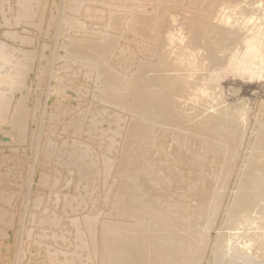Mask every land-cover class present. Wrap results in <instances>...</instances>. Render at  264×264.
<instances>
[{"label": "rangeland", "instance_id": "374dc122", "mask_svg": "<svg viewBox=\"0 0 264 264\" xmlns=\"http://www.w3.org/2000/svg\"><path fill=\"white\" fill-rule=\"evenodd\" d=\"M25 1L0 0V47L1 50L3 49V51L0 50V60L3 58L2 61H0V94L2 96L3 93L7 94H4V99L1 98L2 96L0 95V99L5 101L4 104V102L0 100V114L3 113V108L5 114L8 115L3 114L4 117L0 115V118L3 117L2 120L0 119V121H2L0 122V135L1 137L3 135L7 137L5 140L0 139V264H19V262L21 264H44L46 260L48 262H45L46 264H112L105 261V258L103 260L97 242L96 246L90 244V242H87L89 245L85 243L81 246L87 234L84 230L82 231L81 228H79L82 227L83 229V226L78 220L87 215L93 216V218L95 216V219L97 216V218L102 217V219L105 218L104 220L106 221L114 218L112 212L115 214L116 212L114 211L116 209L113 210L111 207L113 204L117 203V201H113L111 197L112 191H114L113 186L116 182L113 167L116 157L120 154L119 149L123 142V134H126L124 132H126L128 124L130 125V123L141 121L138 120L139 118H134V113L137 114L139 111V104H141L140 100L148 94V90L151 91L153 96H156L159 103L168 105L167 102L171 97L170 94L172 90L170 89V84L167 83L165 65L170 63V60H175V58L177 62L185 60L186 51L184 50L181 53L176 51L179 38L181 37L180 35L183 32L188 34L185 30L189 27H191L193 34L194 28L192 27L203 24L204 21L200 16L207 12L206 10H208L209 4L205 5V0H187L188 2L186 0H182V2L181 0H173L174 2L172 0H167V3L166 0H98L100 3L95 0H92V3L91 0H88L90 3L87 0H80L83 5L78 18H80L83 23L85 20H88L85 21L87 31L85 33L76 31L73 35L71 33V36L75 37L72 45L75 44V49L73 50L76 51L72 52L73 50L70 49V51L67 49L63 52L61 51V23L63 17L67 15V4L73 0ZM171 1L172 3H169ZM199 1L200 4H198ZM215 1L218 2V0H210L209 2L213 5ZM85 3L88 6H86ZM228 4L230 10H239L237 11L238 18L236 17L238 20L236 22L237 28H231V30L234 29L235 31H231L232 33L227 35L228 40L224 38L225 42H228L227 46L229 47L224 51L225 53L223 52V54H216L214 56L211 55L207 44L197 39L195 33L192 44L195 50H200L199 53L202 54V57L205 56L209 60L207 64L208 70L203 73L204 75L202 76L214 85V91L211 90L209 93L210 97H212V100H210L211 102L208 103V105L213 108L211 112L216 111L219 115H225L230 112L235 115L238 114V116L244 119V122L246 121V125L248 124L246 126V135L240 148L241 152L236 163L237 169L240 170L244 157L248 152L247 146L250 143L251 136H253L251 130L254 132L256 120L262 115L260 113H263L262 110L264 108V0H231ZM91 5L94 9L91 8ZM108 6L110 8H107ZM27 7L29 8L27 9ZM89 8L94 11L87 14L86 11ZM96 8L101 11L98 12ZM123 8L127 11H123ZM197 8L199 10H197ZM110 9L112 11L115 9L121 10L123 11L122 15L124 14V17H121V15L120 18H118L119 20L117 19L118 21L115 20V25L111 27L112 49L110 48L100 55H98L97 52L90 53L92 57H86V50L92 47L96 48L109 44V41L106 40H101V42L98 37L102 30H106V27H104L106 26L105 17L106 13L111 11ZM196 13H198V17L196 16L193 18ZM96 14H101L99 20ZM261 15H263V18ZM61 16L63 17L61 18ZM95 18L97 20H95ZM100 18H102V21ZM196 18L199 21L196 20ZM256 18L258 20H256ZM91 22L94 23L92 24ZM89 30L93 32L91 33ZM88 32L91 35H89ZM94 32H96L97 36H93ZM83 37L85 39H83ZM229 41H231L232 45H230ZM7 47L8 51H6ZM19 50L21 52H19ZM3 52H6V55L5 53L2 54ZM175 54L178 57L175 56ZM95 57L98 58L97 62L91 59ZM9 58L12 60L11 63ZM131 61H133V63ZM8 65H11L13 70L12 68L10 70ZM95 66L98 68H95ZM99 68L101 70H99ZM6 69H9L8 74L7 71H5ZM10 71L11 73H9ZM96 72L98 74H96ZM9 74L12 76L10 77ZM169 75L172 74L169 72ZM4 80L6 82H4ZM133 96L138 97L135 98ZM173 104H175V102ZM1 106L3 107L1 108ZM78 115L80 118L74 121V119L79 117ZM45 122L47 123L45 124ZM101 122L102 124H100ZM17 123H21L19 125L20 127L17 126ZM120 125L122 127H120ZM98 130L100 133H105L100 134ZM219 130H223V125L219 127ZM74 142L75 144L73 145ZM80 142H82V145ZM84 146L91 150L88 160L87 158L84 159L81 157L84 156L81 153V151L84 150ZM76 150H78L81 155ZM111 159L114 160L112 162L113 166L111 164L110 169L109 164L108 167L110 170L106 166L104 172L108 171V173H104L101 169L105 167V164L112 161ZM86 164H88L89 167ZM89 164H91V166ZM80 166H87L88 169L84 171L80 170ZM237 174L238 173L234 170L230 183L227 185V197L224 199V205H227L228 199L232 195V189L237 179ZM84 188H86L87 191H85ZM74 194L76 195L75 201L77 204H75L74 201L70 203L71 206H69L68 201L72 200L71 196ZM77 194L81 196H79L78 200ZM35 200L37 202H34ZM118 204L121 205L120 203H117V205ZM43 207L49 210V215L43 213ZM225 208L226 206L222 207L216 219V224L210 227L207 233L206 248L202 249L200 252L201 254L199 253L200 255L204 253L203 257L199 256V254L195 257V260L197 258L201 260L197 261L199 264H205L206 261L208 264H247L241 260L233 259L231 261V259L228 260L221 256L218 257L214 255V242L224 216ZM42 213L44 214L43 216ZM32 214L34 216H31ZM102 215L105 217L103 218ZM107 216H109V218ZM74 217L78 219L76 220L75 218L76 221L72 220ZM32 218L33 220H31ZM54 220L57 221L55 222ZM77 222L80 224L78 225ZM74 231L77 235L81 231V234H83L85 238H83V236L81 237V234L77 236ZM52 233H56V236L52 237ZM92 233L90 232L89 234L92 235ZM74 235H76L78 239L81 237L82 241L80 240L79 242ZM62 236L64 238H61ZM87 239L88 238H86V240ZM88 246L90 247L88 248ZM45 247H47V249ZM42 248H44V250ZM45 249L49 252L44 253ZM25 251H29V254ZM53 251H55V253H53ZM56 252L58 253L56 254ZM32 253L34 254L32 255ZM39 255L42 256L39 257ZM45 255L47 257H45ZM57 255L59 256L56 257ZM33 258L35 259L33 260ZM54 258L55 260L53 261ZM221 259H223V261ZM59 261L61 262L57 263ZM198 263L195 261V264ZM137 264L148 263L138 261Z\"/></svg>", "mask_w": 264, "mask_h": 264}, {"label": "bare ground", "instance_id": "6f19581e", "mask_svg": "<svg viewBox=\"0 0 264 264\" xmlns=\"http://www.w3.org/2000/svg\"><path fill=\"white\" fill-rule=\"evenodd\" d=\"M83 1H85V0H83ZM95 1H98V0H95ZM99 1H98V3H100ZM172 1L169 3H172ZM193 1H195V0H193ZM200 1H202V0H200ZM200 1L198 4H200ZM209 1L210 0L204 1L205 5L209 4L208 5L209 8H208V10H206L207 11L206 13L204 12L205 14L202 13L203 15L200 16V17H202V19L204 21L203 24H199V26L192 27V28H194L193 34H192L191 27H189L187 29L185 28L186 29L185 31L188 32V34L183 32L180 35L181 37L179 38V43L176 47V51L181 53L185 50L187 53V54H185V60H182V61L180 60V62H177V60L175 58V60H173V61L170 60V63L165 65L166 71H167V75H166L167 83L170 84V89L172 90V93L170 94L171 97H170L169 101L167 102L168 105H163V103H159L156 96H153L151 94V91L148 90L147 91L148 94L146 96H144L142 98V100H140L141 104H139L140 105L139 111L137 112V114L134 113V115H135L134 118H139L138 120H141L142 122L141 121L140 122H133V123L129 122L130 125L128 124L127 130H126V132H124L126 134L125 135L123 134V136H124V138H122L123 142H122L120 149H119L120 154L118 155V157H116V159H115L116 161H115V164L113 167L114 174H115L114 176H116L115 177L116 182H115V185L113 186L114 191H112L113 193H112L111 197H112L113 201L116 200L117 203L121 204V205H119V204L117 205V203H115L112 205L111 208H113V210L116 209L114 211V212H116L115 214L112 212L113 210L111 211L114 218L112 220L109 219V221H106V220H104L105 216H103V215L102 216L104 219H102L101 216H100L101 218H97L98 217L97 216L95 219V216L93 218V216H89V215L83 216V218L80 219L82 217L81 216L79 218L80 220H78V221H80L82 223L83 229H82V227L78 226L80 223L77 222L78 223L77 226L79 228H81L82 231L84 230L86 232V234H87L86 238H88L86 240V238L83 236V234H81L82 232L80 231V233L79 232L78 233L81 234V237L83 236V238H85V241H82L81 237H80L81 239L80 238L78 239V237H77V236H79V234L77 235L76 232L74 231V233L77 235V236L76 235H74V236L78 239V241L80 242V240H81L83 242V243L81 242L82 243L81 246L87 242H90V244L96 246V242H97L99 250L101 251L100 253H101V256L103 257V260L105 258V261H108L109 263H112V264H125V263L126 264H137L138 261L145 262L148 264H195V261H196V263H198L197 261L199 259L197 258L195 260V257L202 251V249L206 248L205 247L207 244L206 239L208 236L207 233L209 232L210 227H212L213 225L216 224L215 223L216 219L219 216L222 207L226 206L225 212L223 214L224 216H223V219L221 221V225L219 227V231H218L216 240L214 242L215 248L214 249L212 248L214 250L213 251L214 255H216L218 257L221 256V257L228 259V260L231 259V261L233 259L234 260H241L242 262L247 263V264H264V152H263V150H264V108L262 110L263 113H260L262 115L259 117L258 120H256V124H255L254 130H253L254 132H252V130H251V133H253V136H251L250 143L247 146L248 152H247L246 156L244 157V160H243V163L241 166L242 168L239 170L236 167V163H237V159H238L240 152H241L240 148L243 144L244 137H245L246 131H247L246 126L248 124L246 125V121L244 122V119L241 118L240 116H238V114L235 115V114L230 112V113H227L225 115H223V114L219 115L218 112H216V111L211 112V110H213V108H212V106L208 105V103L211 102L210 100H212V97H210L209 93L211 90L214 91V85L212 84V82L204 79V77L202 76V75H204L203 73H205L208 70L207 64H208L209 60L205 56L202 57V54L199 53L200 50L199 51H198V49L195 50V47L193 48V44H192V40H194V35L196 34L197 39L201 40L204 44L205 43L207 44L209 52L211 53V55L214 56L216 54L217 55L223 54V52L229 48L227 46L228 42H225V39H227V35H229V33H232L231 31H235L234 29L237 28L236 22L238 20L236 19V17L238 18L237 11L239 9H232V10L229 9L228 3L231 2V0H222V1L218 0V2L215 1V3H213V5H211ZM92 2L93 1L91 0V3ZM181 2H182V0H181ZM245 2H249V1H245ZM166 3H167V0H166ZM249 3H251V2H249ZM256 3H257V1H256ZM102 4H104V3H102ZM82 5L83 4H81L80 0L70 1L67 4V15L64 17L61 16V18L63 17V19H62V23H61L62 29H61V35L60 36H61V43H62L61 44L62 45L61 51H63V52L67 49L68 50L75 49V47H74L75 44L72 45L73 39L75 37L71 36V33L73 35V33H76V31H78V32L80 31V33L81 32L85 33L87 31V27L85 26V24H86L85 21H88V20H85L83 23L81 21V19L78 18L79 14L81 12ZM92 5H94V4H92ZM92 5H91V8H93ZM257 5H258V3H257ZM86 6H88V5L86 4ZM112 6H114V5H112ZM119 7H121V6H119ZM198 7L200 8L199 5H198ZM28 8L29 7H27V9ZM91 8H89L86 11L87 14H90L92 11H94L93 10L94 8L92 10H90ZM107 8H110V7L108 6ZM115 8H116V5H115ZM192 8H193V6H192ZM261 8H262V6H261ZM187 9H189V8H187ZM96 10H98V9L96 8ZM122 10L125 12L127 11L126 9L124 10V8ZM197 10H199V9L197 8ZM100 11L101 10L99 9L98 12H100ZM123 11L115 9L114 11L111 10V11H109V13H106V17H105L106 26H104V27H106V30L105 29L102 30L98 39L100 41L101 40L109 41V44L106 43L108 46L103 45V46L96 47V48L92 47V48L86 50V55H85L86 57L87 56L92 57V54H90V53H95V52H97L98 55H100L101 53H103V52L105 53L106 51H108V49H110L112 47L111 27L115 25V20L120 18ZM203 11H204V8H203ZM196 12H198V11H196ZM200 12H201V9H200ZM94 13H97V12H94ZM102 13L105 14L104 12H102ZM32 14H33V12H32ZM197 14L198 13H196V15H194L193 18H195L197 16ZM100 15L96 14V16H98V20H99ZM123 15L121 17H124ZM152 16H153V14H152ZM262 16L263 15H261V17ZM190 17H192V16H190ZM96 18H95V20H97ZM257 18H256V20H258ZM101 19L102 18H100V20ZM121 19H123V18H121ZM196 20H198V19L196 18ZM119 22H121V21H119ZM119 22H118V24H119ZM91 23L93 24L94 22H91ZM256 23H258V22H256ZM262 23H263V21H262ZM29 24H30V22H29ZM89 26H90V24H89ZM192 26H193V24H192ZM94 27H95V25H94ZM94 27H92V28H94ZM120 27H121V24H120ZM231 28H234V29L231 30ZM94 31H96V30H94ZM96 32H94L95 35L93 34V36H97ZM97 34H99V33L97 32ZM80 35H82V34H80ZM89 35H91V34L89 33ZM158 36H159V34H158ZM77 37H76V40L78 39ZM86 38H87V35H86ZM83 39H85V38L83 37ZM93 40H94V38H93ZM229 42H230V45H232L231 41H229ZM106 47H108V48H106ZM7 49H8V47L6 48V51H8ZM0 50H1V47H0ZM229 50H228V52H229ZM1 51H3V49ZM74 51H76V50H73L72 52H74ZM19 52H21V51L19 50ZM4 53L6 55V52H3L2 54H4ZM57 54H58V52H57ZM68 54L70 55V52ZM73 55H72V57H73ZM104 55H106V54H104ZM206 55H207V52H206ZM67 56H66V58H67ZM175 56H177V55L175 54ZM78 57H80V56H78ZM157 57H158V55H157ZM11 58H14V57H11ZM11 58H9L10 63L12 61ZM82 58H84V57H82ZM2 59L0 61H2ZM91 59L94 60L95 62L98 61L97 57H95L94 59L93 58H91ZM89 61H91V60H89ZM16 62H18V61H16ZM131 62L133 63V61H131ZM7 63H8V61H7ZM82 64H83V62H82ZM98 64H99V62H98ZM82 66H80V67H82ZM9 67H10V70H11V68L13 70V67L11 65ZM20 68H21V66H20ZM95 68H98V67L95 66ZM61 70H63V69H61ZM99 70H101V69L99 68ZM0 71H1V69H0ZM5 71H7V74H8L9 69H6ZM5 71H3V72H5ZM96 71H97V69H96ZM169 72L172 75H169ZM9 73H11V71ZM15 74H13V75H15ZM96 74H98V73L96 72ZM122 74H123V72H122ZM133 74H134V72H133ZM9 76H10V74H9ZM37 77H39V76H37ZM97 78H99V77H97ZM97 78H95V79H97ZM5 79H6V77H5ZM133 79H135V78H133ZM4 82H6V81L4 80ZM7 85H8V82H7ZM1 86H2V84H1ZM85 86H87V85H85ZM4 94H6V93H3V96L0 94L2 96L1 98L4 97ZM120 95H121V93H120ZM133 97H135V96H133ZM136 97H138V96H136ZM119 99H120V97H119ZM1 101H3L5 104L4 100H1ZM116 101H117V98H116ZM174 102H175V104H173ZM50 103H51V101H50ZM2 107L3 106H1V108ZM110 108H111V106H110ZM4 109H5V107H4ZM2 111H3V113L0 114L1 116H3V114L7 115V114H5L3 108H2ZM217 111H219V110H217ZM220 111H221V109H220ZM0 112H1V110H0ZM135 112H136V110H135ZM50 113H51V111H50ZM48 114H49V112H48ZM49 116H50V114H49ZM3 117L0 119L2 120ZM239 117H240V119H239ZM5 118H7V117H5ZM79 118H80V116L78 118L74 119V121L78 120ZM0 122H2V121H0ZM10 122H12V121H10ZM47 122H49V121H47ZM47 122H45V124ZM49 123H51V122H49ZM97 123H98V121H97ZM17 124H18L17 126H19L21 123L20 124L17 123ZM100 124H102V122ZM222 125H223V130L220 131L219 127ZM43 127H45V126H43ZM120 127H122V126L120 125ZM82 129H83V127H82ZM99 130H101V129H99ZM89 131H90V129H89ZM99 133H100V131H99ZM101 133H103V132H101ZM97 136H98V134H97ZM247 136H249V135H247ZM247 138H249V137H247ZM0 139L5 140V139H7V137H6V135H3L2 137L0 135ZM78 143H76V144H78ZM81 143L82 142H80V144ZM74 144H75V142L73 143V145ZM81 145H80V147H81ZM86 146H84V148H83L84 150H82V151L80 150V151H81L82 155H84L81 157L84 159L87 158V160H88V158L90 157L89 152L91 150H89ZM60 147H64V146H60ZM60 150H61V148H60ZM76 151L79 152L78 150H76ZM60 153H62V152H60ZM79 154H80V152H79ZM81 157H80V159H81ZM77 159H76V161H77ZM111 160L112 161L105 164V167L103 169H101V170H103V172L105 171L106 166L109 169V167H108L109 164H110V169H111V164L113 166L112 162L114 161L113 159H111ZM82 161L84 162V160H82ZM240 162H241V160H240ZM79 165H82V164H79ZM86 165L88 166V164H86ZM89 165L91 166V164H89ZM87 166H80L79 169L84 171V170L88 169L89 166L88 167ZM234 170H235V172L238 173L237 179L235 180V184H234V187L232 189V195L228 199L227 205H224L223 204L224 199H225V197H227L226 196L227 187H228L227 185H228V183H230V179L234 173ZM104 173H108V171L104 172ZM79 176H81V175L79 174ZM87 176H89V175H87ZM81 178L83 179L82 176H81ZM88 188H89V186H88ZM84 189H85V191H87L86 188H84ZM79 196L80 195H78L77 200H78ZM88 196H90V195H88ZM71 197H72L71 198L72 200L68 201L69 206H71L70 203H72L76 200L75 194L72 195ZM82 199H84V198H82ZM88 199H90V198H88ZM34 202H37V201L35 200ZM74 203L77 204L76 201ZM108 205H109V201H108ZM44 207H45V205H44ZM44 207H43V209H44ZM101 209H102V207H101ZM43 213H45V215H46L49 213V210L44 209ZM43 213H42V216L44 215ZM87 214H90V213H87ZM53 215L56 216L55 214H53ZM31 216H34V215L32 214ZM44 217L47 218L46 216H44ZM107 217L109 218V216H107ZM33 218L31 220H33ZM75 218L76 217H74V219L72 218V220L76 221L78 219V218H76V220H75ZM46 220H49V219H46ZM54 221L56 222L57 220H54ZM43 222H46V221H43ZM75 225H76V222H75ZM76 231H78V230H76ZM90 232L91 233L93 232L92 235L89 234ZM55 234L56 233H52L53 236L52 235L51 236L54 237V236H56ZM205 235H206V238H205ZM63 236L61 238H64ZM73 242H74V240H73ZM29 243H30V241H29ZM41 243H43V242H41ZM75 243H76V241H75ZM26 244H28V243H26ZM87 245H89V244L87 243ZM55 246H56V244H55ZM89 247L90 246H88V248ZM98 247H96V248H98ZM37 248H38V246H37ZM45 248L47 249V247H45ZM42 249L44 250V248H42ZM46 249H45L44 253L49 252V251L47 252ZM48 249H50V248H48ZM40 250H38V251H40ZM28 252L29 251H27L26 253H28ZM53 253H55V251H53ZM57 253L58 252H56V254ZM95 253H97V252H95ZM33 254L34 253H32V255ZM200 254H199V256L203 257L204 253L202 255H200ZM46 255H45V257H47ZM51 255H48V256H51ZM22 256H21V259H22ZM40 256H42V255H39V257ZM58 256L59 255H57L56 257H58ZM34 259L35 258H33V260ZM43 259H45V258H43ZM51 259H52V257H51ZM54 260H55V258L53 259V261ZM221 260L223 261V259H221ZM36 261H37V259H36ZM70 261H71V258H70ZM199 261H201V260H199ZM39 262H40V259H39ZM45 262H47V260ZM45 262H44V264H46ZM60 262L61 261H59L57 263H60ZM202 262H204V261H202ZM26 263H28V262H26ZM34 263H36V262H34ZM206 263H207V261H206ZM19 264H21V263L19 262Z\"/></svg>", "mask_w": 264, "mask_h": 264}]
</instances>
